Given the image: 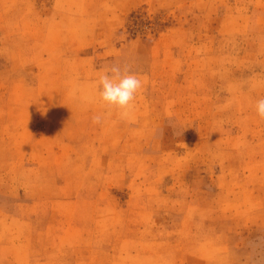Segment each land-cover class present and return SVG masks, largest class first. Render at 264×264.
Masks as SVG:
<instances>
[{
	"label": "rangeland",
	"instance_id": "obj_1",
	"mask_svg": "<svg viewBox=\"0 0 264 264\" xmlns=\"http://www.w3.org/2000/svg\"><path fill=\"white\" fill-rule=\"evenodd\" d=\"M261 98L264 0H0V264H264Z\"/></svg>",
	"mask_w": 264,
	"mask_h": 264
},
{
	"label": "clouds",
	"instance_id": "obj_2",
	"mask_svg": "<svg viewBox=\"0 0 264 264\" xmlns=\"http://www.w3.org/2000/svg\"><path fill=\"white\" fill-rule=\"evenodd\" d=\"M145 83L146 77L134 71L131 63L115 62L102 68L93 86L91 100L99 103L104 110L93 115L92 123L102 125L113 112L121 119L129 118ZM255 111L264 120V98L256 101Z\"/></svg>",
	"mask_w": 264,
	"mask_h": 264
}]
</instances>
